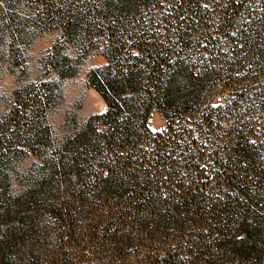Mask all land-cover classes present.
<instances>
[{
    "label": "trees",
    "instance_id": "16d2710c",
    "mask_svg": "<svg viewBox=\"0 0 264 264\" xmlns=\"http://www.w3.org/2000/svg\"><path fill=\"white\" fill-rule=\"evenodd\" d=\"M30 1L60 26L65 42L102 45L106 62L91 69L87 79L107 108L89 117L54 156L31 149L44 161L41 177L14 200L6 197L0 202V221L13 211L35 212L45 189L62 182L78 189L81 198L97 195L118 204L109 217L111 227L122 218L136 217L143 222V229L149 230L189 223L198 228L203 221L193 243L186 242L168 256L173 262L182 260V251L200 247L215 249L238 264H264V152L235 134L228 140L226 153L221 154L199 143L201 134L193 135L192 128L178 130L175 126L179 120L198 115L204 93L223 79L220 67L228 64L225 68L230 75L234 72L231 65L245 61L246 56L264 61V12L252 14L244 5L246 0H217L213 6L221 3V8L207 7L205 26L202 5L208 0H166L164 10L160 7L163 0ZM1 2L13 9L21 0ZM14 11L8 12L7 23H15ZM242 14L251 19L237 30L241 46L228 47L230 60L219 64L212 55L223 53L221 40L234 31L236 25L231 23ZM255 17L263 22H256ZM201 42L210 56L203 68L184 56L189 49L195 52ZM45 65L60 78L79 71L78 59L57 47ZM35 92L24 112L32 113H28L31 119L27 118L25 130L31 144L38 146L49 131L41 121L40 90ZM153 109L166 118V128L160 132L148 127ZM19 114V109H14L10 122L15 123ZM201 116L198 125L211 127L204 131L207 134L214 129L211 112ZM0 171L8 182L1 165ZM4 193L0 191V199ZM0 250L7 258L8 251Z\"/></svg>",
    "mask_w": 264,
    "mask_h": 264
},
{
    "label": "rangeland",
    "instance_id": "374dc122",
    "mask_svg": "<svg viewBox=\"0 0 264 264\" xmlns=\"http://www.w3.org/2000/svg\"><path fill=\"white\" fill-rule=\"evenodd\" d=\"M165 1L160 2L162 10ZM208 1L202 5L205 26L207 7L213 10L222 5L213 6L217 0ZM244 5L250 7L252 14L255 10L264 12V0H246ZM11 7L9 3H0V20L3 18L0 21V165L9 177L7 182L0 174V191L5 192L0 202L6 197L14 200L41 177L44 161L31 149L54 156L66 138L79 130L89 117L102 114L107 108L87 79L91 69L106 62L101 53L102 45L88 47L65 42L60 26L53 18L42 14L41 8L30 0H21L18 7ZM13 10L16 12L11 13L15 23H7L8 12ZM255 18L256 22H263ZM250 19L242 14L231 23L236 28L221 40L223 53L212 55L217 63L230 60L226 54L228 47L241 46L242 38L237 30ZM197 24L195 28L202 26V23ZM196 40L201 41L199 37ZM203 42L198 44L195 52L189 49L184 54L199 68L205 67L201 65H206L210 57L202 48L205 47ZM54 47L78 59L79 71L75 76L60 78L45 65ZM245 61L232 64L234 72L230 75L225 68L228 64L220 67L223 79L204 93L202 107L205 109L201 107L197 116L179 120L175 125L178 130L188 127L193 129V135L201 134L204 141L199 139V143H206L208 150L226 153L229 138L237 134L239 140L248 139L258 151L264 152V61L258 62L247 56ZM228 76L230 80L224 84ZM44 83L49 84L48 88ZM37 89L42 103L41 121L49 132L43 144L35 146L25 130L27 118L31 119L28 113H32H25L24 108L32 102ZM14 109L21 113L15 123L9 119ZM209 111L214 129L206 134L204 131L211 127L198 124L202 120L201 114ZM166 123L160 111H151L148 127L152 132L164 130ZM77 190L62 182L47 187L38 198L40 205L35 212L13 211L4 222L0 221V249L3 247L9 253L5 258L0 250V264H238L215 249L209 251L200 247L182 251V260L173 262L169 258L171 254L186 242L193 243L203 221L198 228L189 223L166 224L149 230L143 229V222L136 217L122 218L120 224H111V227L109 217L119 205L106 202L97 195L81 198Z\"/></svg>",
    "mask_w": 264,
    "mask_h": 264
}]
</instances>
